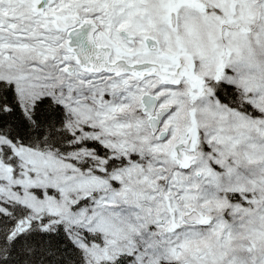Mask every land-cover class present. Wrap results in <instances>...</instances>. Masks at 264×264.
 Returning a JSON list of instances; mask_svg holds the SVG:
<instances>
[{
  "label": "snow or ice",
  "instance_id": "1",
  "mask_svg": "<svg viewBox=\"0 0 264 264\" xmlns=\"http://www.w3.org/2000/svg\"><path fill=\"white\" fill-rule=\"evenodd\" d=\"M0 264H264V0H0Z\"/></svg>",
  "mask_w": 264,
  "mask_h": 264
}]
</instances>
